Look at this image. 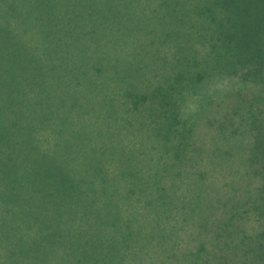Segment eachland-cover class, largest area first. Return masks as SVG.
Listing matches in <instances>:
<instances>
[{
    "label": "trees",
    "instance_id": "1",
    "mask_svg": "<svg viewBox=\"0 0 264 264\" xmlns=\"http://www.w3.org/2000/svg\"><path fill=\"white\" fill-rule=\"evenodd\" d=\"M165 3L0 0V264H109L113 254L101 227L120 229L123 244L135 235L128 258L143 262L135 252L150 239L129 224L140 215L150 221L153 206L150 190L135 189L144 183L136 173L128 176L126 156H143L137 146L150 137V118L130 113L150 106V44L160 46L169 35ZM159 46L153 60L161 57ZM166 105L159 104L164 118L173 114ZM119 113L130 129L144 128L116 151L109 125ZM220 158L225 171L249 168L261 188L252 190L247 175L239 188L225 175L214 172L207 181L192 170L180 230L187 246L178 257L184 264H264V205L250 202L264 191V158ZM117 175L129 185L128 203L108 189ZM256 206L261 222L252 229L247 210Z\"/></svg>",
    "mask_w": 264,
    "mask_h": 264
},
{
    "label": "rangeland",
    "instance_id": "2",
    "mask_svg": "<svg viewBox=\"0 0 264 264\" xmlns=\"http://www.w3.org/2000/svg\"><path fill=\"white\" fill-rule=\"evenodd\" d=\"M162 14L169 35L160 46L158 42L150 44V106L130 113L150 118V137L143 146H137L144 148L143 156L138 157L135 152L126 156L128 176L136 173L144 183L134 185L135 189L150 190L146 197L153 206L150 221L140 215L129 224L150 239L141 242L144 250L135 252L137 260H143L140 264H184L178 254L187 244L185 230H180L187 202L184 186L192 170H202L207 175L203 180L207 181L215 179L214 172L225 175L235 180L239 188L240 184L246 185L247 175L250 188L259 191L260 178L252 171L246 173L249 168L237 166L225 171L216 160L222 156L264 158V0H166ZM158 46L161 57L153 60L152 53ZM157 62L159 66L155 65ZM157 84L162 85L158 91L154 88ZM165 101L167 111H173L168 118L160 113L159 104ZM118 109L124 113L119 106ZM172 116L177 120H171ZM124 120L119 113L116 123L109 125L114 129L109 141L115 143L116 151L144 128L138 125L130 129ZM161 125L164 132L158 135ZM189 156L196 159L191 165L185 159ZM111 164L115 165L107 162L103 166L111 170ZM158 188L161 190H153ZM108 189L114 191V199L128 203L123 194L129 185L122 177L112 178ZM260 192L250 202L261 208L264 191ZM260 208L247 210V224L252 229L261 222ZM124 213L131 215L130 208ZM103 230L101 227L100 235L110 244L113 254L109 264H139L128 258L134 256L135 235L123 244L118 242L120 229ZM179 232L175 244L173 236ZM124 250H130L126 258L120 256ZM175 253L177 257H173Z\"/></svg>",
    "mask_w": 264,
    "mask_h": 264
}]
</instances>
